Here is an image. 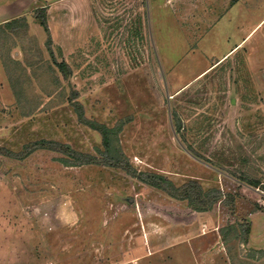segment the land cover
I'll use <instances>...</instances> for the list:
<instances>
[{
	"label": "rangeland",
	"instance_id": "1",
	"mask_svg": "<svg viewBox=\"0 0 264 264\" xmlns=\"http://www.w3.org/2000/svg\"><path fill=\"white\" fill-rule=\"evenodd\" d=\"M15 19L0 147L100 157L101 124L133 171L234 202L196 212L118 167L0 157V264H264V0H0Z\"/></svg>",
	"mask_w": 264,
	"mask_h": 264
},
{
	"label": "trees",
	"instance_id": "2",
	"mask_svg": "<svg viewBox=\"0 0 264 264\" xmlns=\"http://www.w3.org/2000/svg\"><path fill=\"white\" fill-rule=\"evenodd\" d=\"M36 18L40 20V25L48 31L46 22V10L42 8L37 12ZM19 22H24V19L13 20L4 24L0 27V31L16 28ZM64 73H67V69L63 65H59ZM91 127L97 130L102 136L103 151H99L100 157L91 154L81 153L75 151L68 145L61 144L55 141L41 140L26 145L23 150L19 153L11 152L5 148L0 147V157L8 160L22 161L29 158L33 153L38 151H48L61 156L60 161L67 167H81L88 165H105L121 168L130 173L134 178L139 181L160 189L167 193L170 197L186 201L190 209L196 212H207L211 210L218 203L229 204L234 202V197L231 195L224 194L219 189H212L204 191L202 187L195 183L190 182L184 184L180 188L175 187L171 181L165 177L156 174L137 173L133 171L130 165L124 158L121 150L116 146L115 132L109 130L106 126L101 124H91ZM250 185L258 187L255 182H250ZM235 235L238 231L233 228L231 229ZM245 237V243L248 241L250 234V227H246L242 233ZM224 236V235H223Z\"/></svg>",
	"mask_w": 264,
	"mask_h": 264
},
{
	"label": "crops",
	"instance_id": "3",
	"mask_svg": "<svg viewBox=\"0 0 264 264\" xmlns=\"http://www.w3.org/2000/svg\"><path fill=\"white\" fill-rule=\"evenodd\" d=\"M242 42L241 41L238 45H236L228 54H226L223 58L227 57L231 52H233L237 47L241 46L242 45Z\"/></svg>",
	"mask_w": 264,
	"mask_h": 264
}]
</instances>
